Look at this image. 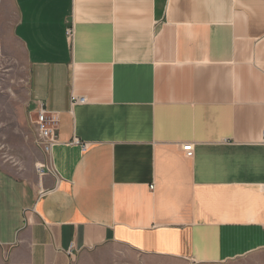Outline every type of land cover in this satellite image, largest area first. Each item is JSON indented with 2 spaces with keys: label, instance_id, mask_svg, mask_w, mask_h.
<instances>
[{
  "label": "crops",
  "instance_id": "0c3cea01",
  "mask_svg": "<svg viewBox=\"0 0 264 264\" xmlns=\"http://www.w3.org/2000/svg\"><path fill=\"white\" fill-rule=\"evenodd\" d=\"M12 41L31 118L42 103L58 122L50 152L28 139L53 173L0 166L11 264L264 250V0H0V53Z\"/></svg>",
  "mask_w": 264,
  "mask_h": 264
},
{
  "label": "rangeland",
  "instance_id": "374dc122",
  "mask_svg": "<svg viewBox=\"0 0 264 264\" xmlns=\"http://www.w3.org/2000/svg\"><path fill=\"white\" fill-rule=\"evenodd\" d=\"M10 18L13 12L7 6ZM7 26L5 34L7 35ZM11 52L0 53V166L12 175L37 176L36 154L28 143L36 131V114L28 112L27 70L21 47L11 43ZM38 177V176H37ZM6 251L0 248V264H11ZM75 264H190L181 259L139 258L133 251L119 245H108L80 256ZM219 264H264V250Z\"/></svg>",
  "mask_w": 264,
  "mask_h": 264
},
{
  "label": "built area",
  "instance_id": "2783aa9c",
  "mask_svg": "<svg viewBox=\"0 0 264 264\" xmlns=\"http://www.w3.org/2000/svg\"><path fill=\"white\" fill-rule=\"evenodd\" d=\"M66 35L68 38L72 36V29H66ZM72 104L74 103H84L85 98L82 96H72ZM57 116L54 112L48 111L44 108L43 104L40 103L36 111V131H37V142L42 147L43 151L50 152L52 146L57 142ZM262 140L264 141V131L262 133ZM75 143H79L78 139H73ZM82 147L85 148L86 145L83 143ZM182 150L185 152L187 157H190L193 153L192 144L184 143L182 144ZM36 170L39 175L45 173H53V170L44 164H36ZM153 188V186H150ZM264 191V187H263Z\"/></svg>",
  "mask_w": 264,
  "mask_h": 264
}]
</instances>
